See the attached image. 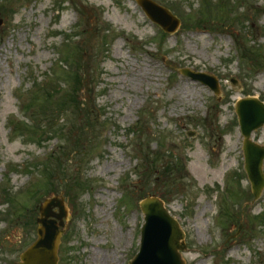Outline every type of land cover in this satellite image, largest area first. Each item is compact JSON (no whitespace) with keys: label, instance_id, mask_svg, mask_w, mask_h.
<instances>
[{"label":"rangeland","instance_id":"obj_1","mask_svg":"<svg viewBox=\"0 0 264 264\" xmlns=\"http://www.w3.org/2000/svg\"><path fill=\"white\" fill-rule=\"evenodd\" d=\"M153 1L180 18L175 33L135 0H0V264L59 193L58 264H128L138 200L153 193L184 231L185 264H264V190L253 199L234 111L247 95L264 102V0ZM181 68L213 75L220 93ZM68 71L82 88L50 121ZM250 139L264 144V125Z\"/></svg>","mask_w":264,"mask_h":264},{"label":"water","instance_id":"obj_2","mask_svg":"<svg viewBox=\"0 0 264 264\" xmlns=\"http://www.w3.org/2000/svg\"><path fill=\"white\" fill-rule=\"evenodd\" d=\"M151 21L159 24L163 30L174 32L179 25L178 18L168 9L161 7L152 0H136ZM192 79L198 80L218 93V82L202 72L194 73L182 70ZM240 131L244 136L243 155L247 177L250 180L254 198H257L264 187L262 162L264 160V145L250 140L252 130L264 124V105L259 99L245 97L235 105ZM144 216L140 233L139 252L129 260V264H184L180 257L183 245V232L177 220L171 216L161 199L149 195L139 202ZM52 207L58 208L55 212ZM37 238L21 253L17 264H57L58 245L67 218L63 196H49L38 207Z\"/></svg>","mask_w":264,"mask_h":264},{"label":"trees","instance_id":"obj_3","mask_svg":"<svg viewBox=\"0 0 264 264\" xmlns=\"http://www.w3.org/2000/svg\"><path fill=\"white\" fill-rule=\"evenodd\" d=\"M224 2H222L221 3V8H225L226 7V2L223 4ZM230 7H232L231 6V3L229 4V8ZM66 73V75L68 76V77H70L71 78V73H72V78L70 79V81H69V83L71 84V86H72V90H71V92H70V94H68V95H62V98H61V100L59 101V102H56V106H55V108H53L51 111H48L49 113H48V119H50V121L52 120V116H53V113L54 112H56L57 110H59V109H62V106H64V105H66V104H70V103H72L71 105H73V102H74V100H75V93H77V91L80 89V88H82L81 86H82V77L80 76V74L79 73H77V72H70V71H68V72H65ZM64 94H66V93H64ZM51 99V98H50ZM63 109H64V107H63ZM86 110L87 109H84V115L85 114H87L86 113ZM92 122H93V120H92ZM72 123V122H71ZM51 128L54 130V134H56V132H59V133H61V134H64L65 132H64V129L62 128V127H59V126H51ZM133 133H134V131H132ZM49 189V188H48ZM50 189H52V187H50ZM49 189V190H50ZM161 196V198H164L162 195H160ZM260 217V216H259ZM33 221V220H32Z\"/></svg>","mask_w":264,"mask_h":264},{"label":"bare ground","instance_id":"obj_4","mask_svg":"<svg viewBox=\"0 0 264 264\" xmlns=\"http://www.w3.org/2000/svg\"><path fill=\"white\" fill-rule=\"evenodd\" d=\"M256 95H258V94H256ZM260 140V139H259Z\"/></svg>","mask_w":264,"mask_h":264}]
</instances>
